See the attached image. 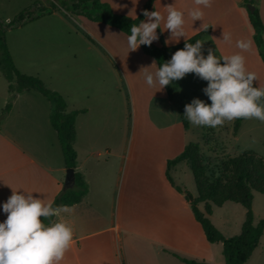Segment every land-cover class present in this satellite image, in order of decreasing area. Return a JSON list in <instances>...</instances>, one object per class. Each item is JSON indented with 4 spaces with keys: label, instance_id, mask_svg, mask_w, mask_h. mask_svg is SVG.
<instances>
[{
    "label": "crops",
    "instance_id": "0c3cea01",
    "mask_svg": "<svg viewBox=\"0 0 264 264\" xmlns=\"http://www.w3.org/2000/svg\"><path fill=\"white\" fill-rule=\"evenodd\" d=\"M35 1L0 0V18L15 16ZM148 1L101 0L115 14L131 19L141 15ZM173 3L185 13L186 41L203 33L205 55L208 49L218 56L240 52L247 69L257 73L258 81L254 80L253 86L264 87V62L245 0H211L210 7L203 9L202 21L194 22L187 15L193 0H155L150 11L156 9L166 15L165 6ZM255 8L264 24V0H256ZM202 22L209 25L207 31L194 32L193 28ZM223 30L232 34L231 45L219 40ZM156 31L159 38L152 44L159 48L185 42L181 37L179 43L166 46L169 31ZM126 37L117 28L83 16L76 19L65 10L7 33V45L17 69L59 93L66 101L67 113L82 111L75 124V171L86 181L89 191L79 204L62 207L54 218L67 223L73 231L72 243L59 264H184L180 258L226 264L225 260L216 261L217 247L223 255L222 244L207 241L194 215L188 194L196 198L197 189L188 164L172 167L169 175L173 184L168 179V161L192 143L191 125L184 127L181 106L198 98L203 88L200 78L185 74L173 99H169L165 87H149L140 71L150 66L148 70L154 72L158 67L156 59L145 54L141 46L128 52ZM239 39L248 42L247 50L236 48ZM71 79L78 84H71ZM102 82H106L105 90ZM0 85V116L11 104L0 123V203L12 190H24L53 204L63 191L67 167L50 121L52 103L38 91L16 94L9 91L7 81ZM119 86L132 102L136 125L130 144L119 133L117 124L113 125V96ZM184 89H188L190 97L184 95ZM200 99L211 103L206 95ZM190 179L195 185L193 192L184 186L191 184ZM199 209L204 212V205ZM5 218L0 211V221ZM209 218H213V211ZM261 247L260 241L250 260L257 253L263 254Z\"/></svg>",
    "mask_w": 264,
    "mask_h": 264
},
{
    "label": "trees",
    "instance_id": "16d2710c",
    "mask_svg": "<svg viewBox=\"0 0 264 264\" xmlns=\"http://www.w3.org/2000/svg\"><path fill=\"white\" fill-rule=\"evenodd\" d=\"M154 2L155 0H149L143 10L150 11ZM245 5L246 7L248 5L255 6L256 0H245ZM60 10L83 16L92 22L117 28L127 35L130 34V26L139 24L140 20L145 19V17L142 13L137 19L117 15L109 5L102 3L101 0H37L16 15L10 23L5 24L0 18V72L8 82L9 91L20 94L35 90L52 103L50 115L52 127L58 134L67 169L75 170L77 160V153L74 149L75 124L78 115L82 111L67 113L66 101L59 93L47 89L39 78L21 73L15 66L6 40L8 31L24 27ZM247 11L250 24L255 33L254 39L264 62V24L257 9L254 13H251L248 8ZM203 37L204 34L201 33L186 42L195 43L197 39L202 40ZM184 43L170 48H159L152 43L150 46H140L145 54L156 59L159 66L163 61L170 59L173 52L183 48ZM179 84L180 79L165 86L169 99H173L175 89ZM184 105L181 106L182 121L184 127L188 129L190 124L184 116ZM10 109L11 104H8L0 116V123L5 119ZM245 120V118H236L235 135H238ZM182 162L188 164L194 178L197 197L191 200L192 209L205 232L207 241L210 244H222L226 264H246L259 247L264 234V220L255 223L253 212L254 195L256 193L264 195V157L249 151L234 157H228L220 164L219 173L214 174L210 172L202 159L200 146L197 143H190L181 155L168 161V179L172 184L169 170ZM177 189L183 192L180 188ZM88 191V184L81 174L75 171L74 188L62 191L55 198L52 205L54 207L61 206V208L72 207L79 204L88 194ZM188 199L190 200L189 196ZM226 203L241 205L246 210L241 233L232 238H225L209 218L212 215L213 207H222ZM201 205H204V212L199 209ZM54 218L42 219L44 223H48L49 219L54 221ZM180 260L184 264H206L183 258H180Z\"/></svg>",
    "mask_w": 264,
    "mask_h": 264
},
{
    "label": "clouds",
    "instance_id": "9594fccd",
    "mask_svg": "<svg viewBox=\"0 0 264 264\" xmlns=\"http://www.w3.org/2000/svg\"><path fill=\"white\" fill-rule=\"evenodd\" d=\"M193 4L187 15L193 22L202 21L203 9L210 7L211 0H193ZM165 8L166 15L156 9L143 10L145 19L132 24L126 37L128 52L140 45L150 46L159 38L158 28L161 33L169 31L164 41L166 46L179 43L181 37L185 40L184 47L173 52L170 59L159 64L154 72L148 70L150 66L140 69L144 82L149 87L158 84L161 90L187 73L207 81L202 92L211 103L193 98L184 105V116L194 126L216 128L236 118H256L264 122V87L253 86L258 76L247 69L245 57L240 52L218 56L211 49L205 55L202 51L205 40L186 42L185 13L174 3ZM162 21L163 28L160 27ZM3 22L10 23L11 17H5ZM208 28L209 25L202 22L193 31L206 32ZM219 40L231 45L232 34L223 30ZM235 46L247 50L249 44L239 39ZM0 211L6 214V218L0 221V264H59L72 243V228L60 220L49 219L44 223L42 218L58 216L61 206L45 203L33 192L12 190L7 200L0 203Z\"/></svg>",
    "mask_w": 264,
    "mask_h": 264
},
{
    "label": "rangeland",
    "instance_id": "374dc122",
    "mask_svg": "<svg viewBox=\"0 0 264 264\" xmlns=\"http://www.w3.org/2000/svg\"><path fill=\"white\" fill-rule=\"evenodd\" d=\"M70 14L76 19H79L80 17L79 15H75L73 13ZM15 17L16 15L11 16V20ZM1 19L4 20V18ZM8 38L11 39V35H9ZM15 48L16 47L13 48L11 46L12 51L13 49L15 50ZM20 57L21 56L18 55L16 56V59L19 63H21ZM35 59L39 58L35 57ZM198 80L199 83H202L203 87H205L206 81L202 79ZM72 81L73 80L71 79V84H78V82ZM0 82L1 84L6 85V81L1 76V74ZM105 88L106 82H102V89L105 90ZM202 89L203 88L199 89L198 98L205 96V94L202 92ZM116 92L117 93L113 96V99L116 105V110L114 111V113L117 120H115V116H113V125L114 123L117 124L119 133L123 136L125 135L126 143L130 144L132 139V132H134L136 125L132 112V102L130 101L131 98L126 93V90L121 86H119V89H117ZM183 92L184 95H187L188 97L191 96V93H189L188 89H184ZM235 121L236 119L232 121H225L223 125H219L216 128L208 126H194L189 122V124L191 125L189 139L192 143H197L200 146L202 159L208 166L211 173L218 174L220 164L225 159H227L228 157H234L243 152H255L258 156L264 157V122L256 118H247L243 122L239 134L235 135ZM191 185L194 187H192ZM184 186L189 187V191H194L195 189L193 179L191 180V184H184ZM253 212L255 216V223L264 220V195L257 193L254 195ZM245 213L246 210L243 206L235 203H226L222 207H213V218L211 219V221L224 235L225 238H232L240 235L242 226L245 222ZM261 246V248L264 249V234L261 238ZM218 248L220 247H217L216 249L217 263H219V261L222 262L225 260V257H223V255L219 253ZM246 264H264V252L262 255H259L258 253L255 254L253 258Z\"/></svg>",
    "mask_w": 264,
    "mask_h": 264
},
{
    "label": "water",
    "instance_id": "95a60500",
    "mask_svg": "<svg viewBox=\"0 0 264 264\" xmlns=\"http://www.w3.org/2000/svg\"><path fill=\"white\" fill-rule=\"evenodd\" d=\"M249 11L251 13L255 12V6L254 5H248ZM75 186V170L74 169H67L66 171V178H65V183L63 187V191L71 190ZM190 200L193 199V197L189 194L188 195Z\"/></svg>",
    "mask_w": 264,
    "mask_h": 264
}]
</instances>
